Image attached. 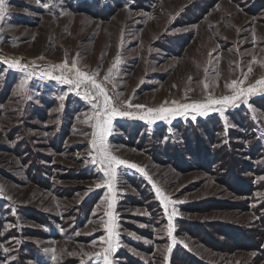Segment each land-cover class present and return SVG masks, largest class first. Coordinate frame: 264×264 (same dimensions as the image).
Wrapping results in <instances>:
<instances>
[{
	"label": "rangeland",
	"instance_id": "374dc122",
	"mask_svg": "<svg viewBox=\"0 0 264 264\" xmlns=\"http://www.w3.org/2000/svg\"><path fill=\"white\" fill-rule=\"evenodd\" d=\"M65 60L98 72L114 105L135 114L116 116L107 137L111 155L137 165L116 166L111 191L95 162L96 109L84 86L40 76L74 78L53 68ZM17 61L23 70L10 66ZM262 61L264 0H7L0 264H102L94 254L109 239L112 264H264ZM245 74L240 87L255 90L205 116L189 108L139 118L173 101L235 95L225 84ZM53 248L55 261L45 251Z\"/></svg>",
	"mask_w": 264,
	"mask_h": 264
},
{
	"label": "snow or ice",
	"instance_id": "6c2138e0",
	"mask_svg": "<svg viewBox=\"0 0 264 264\" xmlns=\"http://www.w3.org/2000/svg\"><path fill=\"white\" fill-rule=\"evenodd\" d=\"M40 0H37V3H39ZM44 7H48L47 4L43 5ZM7 7V0H0V20L4 19L5 12ZM251 63H256V60L253 59ZM261 65L264 66V61L261 62ZM11 67H19L21 70H23V66L19 64V62H15L10 65ZM53 68H58L62 70H67L69 72H73L74 70V78H66L63 76H53L52 71H46L41 72L40 76L43 77H51L55 80H60L62 83H67L75 88L79 89L82 85L85 88V91L83 93V99L88 101L90 104H92V107L96 109V111L93 114V117L91 119H94V124L91 126L94 128V132L92 133V147L97 152V160L95 162H98L104 172V176L107 178V187L111 191L113 185L112 181L115 179L116 176V166L119 165H127L131 168H137V165L135 164H129L128 161L119 159L118 157L111 155L109 151V146L107 144V137L112 132V124L113 119L116 116L120 117H131L135 114L129 111H120L113 103V99L111 96L108 95L107 90L103 86L102 82H97L96 75L97 73H93L92 75H89L87 72L81 71L79 68L76 67L75 63L69 67V63L67 60H65L62 64L53 66ZM248 73L252 72V67L249 66L247 69ZM32 73H28L24 80L21 81L20 88L23 90L28 82V80L32 77ZM191 79V78H190ZM247 79V74L244 75L243 79H241L239 82L236 80L231 81L230 83H226L225 87L231 89L235 95H224L221 96L219 99H213L212 95L209 93L208 98L204 102H194L191 104H178V102L173 101V104H176L177 107L174 109H169L161 106L158 109H152L147 108L144 115H141L140 119H149L150 115L155 113L157 119H167L166 116H164V113H170L172 116H175V114L179 111L180 115H184L185 109H193L194 111L198 112L200 116H205L208 114V111L212 108L213 105H221L225 106L227 104H230L237 100L241 94L245 93H251L255 90V86H250L248 88H242L240 87L241 84H243L244 80ZM104 81L110 80V75L103 77ZM256 84L264 87V77H261L258 81H256ZM207 87V85H205ZM79 94V93H78ZM93 101H96V103H93ZM129 107H135L137 109L145 108L144 105H131L130 101L126 102ZM167 103V101L165 102ZM220 115L223 116V111H220ZM255 118V117H254ZM192 119L195 120L196 116L193 115ZM140 171H143V169H139ZM99 186V185H98ZM157 192L159 193V189H157ZM115 198V193L113 192V200ZM162 199L165 201V209H167V197H162ZM113 207L112 204L109 205V208ZM173 215L175 214V209H173ZM107 215L110 217L109 224H108V232L109 237L113 235V229L115 227V217H113L112 213L109 212ZM171 216H169V236L172 235L171 232ZM103 240L104 238L101 237ZM173 243H175V239L173 238ZM108 246L104 248L102 252L95 253V259L97 261L102 260V264H112L111 260L109 259V256L111 255L113 251V244L111 239L107 242ZM171 249H169L170 251ZM46 252H51V259L53 261L56 260L55 255V249H46ZM88 255V254H86ZM92 258L91 256L89 257ZM83 264V261L81 262Z\"/></svg>",
	"mask_w": 264,
	"mask_h": 264
},
{
	"label": "trees",
	"instance_id": "16d2710c",
	"mask_svg": "<svg viewBox=\"0 0 264 264\" xmlns=\"http://www.w3.org/2000/svg\"><path fill=\"white\" fill-rule=\"evenodd\" d=\"M222 150L224 151L223 152L224 154L229 155L230 152L232 151V147L224 143Z\"/></svg>",
	"mask_w": 264,
	"mask_h": 264
}]
</instances>
